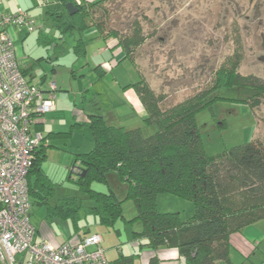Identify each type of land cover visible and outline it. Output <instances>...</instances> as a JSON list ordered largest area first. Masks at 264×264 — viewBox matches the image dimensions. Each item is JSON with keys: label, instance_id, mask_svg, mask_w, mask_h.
I'll return each instance as SVG.
<instances>
[{"label": "trees", "instance_id": "trees-1", "mask_svg": "<svg viewBox=\"0 0 264 264\" xmlns=\"http://www.w3.org/2000/svg\"><path fill=\"white\" fill-rule=\"evenodd\" d=\"M101 1L56 0L45 11L60 34L95 26L100 33L113 37V48L123 51V59L134 64L132 54L144 39L141 29L137 26L131 34L106 31L103 20L94 12ZM68 2L77 7L73 14L66 8ZM37 41L48 45L55 40L39 31ZM74 47L75 53L84 54L81 40ZM228 67L214 73L207 89L167 106L162 105L165 93L155 91L140 76L127 87L135 91L144 109L143 126L126 128L108 123L99 113L90 114L93 147L72 156L71 164L78 162L80 171L75 177L68 175L76 185L71 194L59 192L43 171L45 145L40 146L27 174L30 206L45 205L47 216L69 219L74 231L81 211L84 217L90 215L108 229H114L120 220L138 221L141 228L132 232V238L145 239L140 247H174L182 257L181 264H234L229 258L230 234L264 218V140L251 138L226 146L222 153L207 154L195 114L204 105L209 106L219 88L255 89L248 97L240 95L239 100L247 103L245 100L257 96L264 84ZM65 135L54 134L58 138ZM44 136L47 145L49 136ZM94 182L105 189L93 188ZM161 193L191 200L192 218L181 220L178 212H159L156 197ZM126 200H131L135 209L130 219L123 215L122 203ZM132 257L121 255L112 264H132ZM149 264H157V259L152 258Z\"/></svg>", "mask_w": 264, "mask_h": 264}, {"label": "rangeland", "instance_id": "rangeland-1", "mask_svg": "<svg viewBox=\"0 0 264 264\" xmlns=\"http://www.w3.org/2000/svg\"><path fill=\"white\" fill-rule=\"evenodd\" d=\"M95 9V16L103 20L106 31L119 30L122 34H131L139 26L140 35L144 37L132 54L135 66L129 60L124 61L114 66L102 79L115 91L120 90L115 78L120 83H126L135 82L142 76L155 91L165 93L162 105L167 106L207 89L214 73L226 65L234 67L242 75L254 76L264 84V0H103ZM40 10V19L32 18L31 30L23 26L26 34L24 31L22 34L27 37L24 50L15 46L17 56H22L25 51L32 61L39 57L36 55L44 53L43 46L36 43L38 25L47 32L59 35L51 25L52 18L47 17L44 9ZM95 29V26H89L80 34L76 31L63 33L64 48L57 53V58L49 47L48 54H45L48 58L40 59L41 64L36 66L41 67L40 70L51 71L52 67L62 65L56 74L46 79L57 80V75L60 78L61 83L55 91V105L61 103V112L57 115L61 118L46 115L43 118L42 115L47 124L44 133L72 126L75 100L80 105V91L95 80L92 67L109 59L106 43L97 36ZM80 36L86 43V52L81 56L73 52V44ZM71 69H83L82 78L71 80ZM35 72L38 73V69ZM254 92L255 89L244 86L219 88L209 106L204 105L196 112L200 140L207 154L222 153L226 146L243 144L251 138L264 140V89L254 98H247V103L239 100L241 94L245 98ZM97 111L101 113L103 110ZM142 122L139 118L136 124L126 128L143 126ZM51 123L54 124L52 129ZM88 133L86 126H80L74 128L69 137L50 139V146H46L47 157L42 165L61 193L71 194L76 190V185L68 179V175L75 177L70 172L72 154L87 145ZM92 186L97 190L105 189L95 182ZM156 209L159 212H178L181 220L191 219L194 213L191 200L168 193L158 194ZM122 210L127 219L135 214L131 200L122 203ZM31 211V222L39 218L44 221L47 213L45 205H33ZM83 215L79 221L81 225L86 223ZM60 220L72 231L69 219ZM117 224L120 233L96 224L105 234L106 241L102 244L107 258L112 253L129 254L138 249L129 240L132 231L141 228L140 223L119 221Z\"/></svg>", "mask_w": 264, "mask_h": 264}, {"label": "built area", "instance_id": "built-area-1", "mask_svg": "<svg viewBox=\"0 0 264 264\" xmlns=\"http://www.w3.org/2000/svg\"><path fill=\"white\" fill-rule=\"evenodd\" d=\"M55 2L40 0L39 5ZM18 26L33 28L26 10L0 12V263L109 264L100 234L58 245L35 239L27 174L37 150L47 143L35 125L54 109L57 86L53 79L31 82L22 73L8 32V28ZM79 171L78 162L71 165V173Z\"/></svg>", "mask_w": 264, "mask_h": 264}, {"label": "crops", "instance_id": "crops-1", "mask_svg": "<svg viewBox=\"0 0 264 264\" xmlns=\"http://www.w3.org/2000/svg\"><path fill=\"white\" fill-rule=\"evenodd\" d=\"M40 0H0V12L2 13H13L15 12L18 8H22L27 11L30 19H40V13L44 9V13L49 16L46 13V6L40 7L39 5ZM43 15V14H42ZM33 21V20H32ZM51 25H54V22H52ZM93 26V25H92ZM93 28V27H92ZM57 30V29H56ZM86 31L88 30L85 29ZM96 30V29H95ZM23 27H10L8 28V32L12 38L14 48L16 46L20 47L22 50H24L23 44L25 40L27 41L26 37V32L23 35ZM37 33H36V43L38 45H41L37 41V35L39 31H42L44 34H48L54 37V42H51L48 45H41L43 46V51L44 53H39V56L35 60L29 59L27 55H25V51L23 52L22 56H17V52L15 50V56L16 59L20 65L21 70L25 72V76L30 80L31 82L34 83H44L50 75H54L58 72V69H60L62 65H60L58 68L56 66L51 68V71H47L44 68L40 70L41 67H36L41 64L39 61L42 58H48L45 56V54H48V48L52 47V54H54L55 58H57V53L62 51L64 48V39H63V34H60L56 36V34L47 32L46 30H43V28L38 25L37 26ZM58 31V30H57ZM76 32H79V34L83 31H78L75 30ZM73 32V31H71ZM23 35V36H22ZM97 36H99L101 39H103L106 43V48L109 50V59H105L103 62L98 63L94 67H92V71L94 74H96V77L94 78L95 80L92 82L90 81L89 85L85 86L82 88L80 91V105L77 104V101L75 100V108H73V115H72V123L69 127V129L65 130H56L54 131L52 127L54 126L53 123L50 125V131L44 133L45 127L47 124H45V120H42L38 123L37 129H39L44 135L49 136L48 137V144L44 146L45 148V158L42 160V164L45 161L47 157V152H46V146H50V139L52 138H58L55 137L54 134H66L65 136H70L72 135V130L74 128H80V126H86L88 129V139L87 145L85 147H82V149H79L77 151H74L75 153H81V152H86L90 150L93 147V138H92V133L90 128L88 127V122L90 120V114H96L98 111L97 109L102 108L101 114L106 120L109 122H113L114 124H120L123 126H132L133 124L137 123V120L139 118L142 119L145 116L144 114V109L135 94V91L131 87H127L129 84L133 83L131 82H126V83H120L117 78H115V83L118 85L120 90L115 91L112 89V86L105 85L103 82L104 76L109 73V71L112 70V68L118 64L123 63L124 61H127L128 59H123L124 53L121 51L119 48H113L115 44V40L113 37H108L106 34H102L97 30ZM83 42L84 45V54L86 52V43L84 40H82L81 36L78 38ZM76 40V43L78 41ZM75 43V44H76ZM54 44H62V46H55ZM73 44V45H75ZM75 52V51H73ZM102 52V51H101ZM100 52V53H101ZM81 56V55H79ZM38 60V61H37ZM88 62V61H87ZM27 63L30 65L27 66ZM132 63V62H131ZM133 64V63H132ZM134 65V64H133ZM107 66L110 67L109 70H107ZM35 69H38V73L35 72ZM83 69L77 71L76 69H71V80L76 79V78H82L83 73H81ZM50 72V73H49ZM38 76V77H37ZM51 77V76H50ZM57 80L56 85L58 88V83H61L59 76H56ZM38 79V80H37ZM52 79V78H50ZM38 81V82H37ZM60 88H63L60 86ZM77 104V105H76ZM98 106V107H97ZM91 108V109H90ZM61 112V103L57 102L54 109L51 111H48L44 113L43 118L50 116L52 118L58 117L61 118L57 115ZM53 120V119H52ZM53 122V121H52ZM57 123V122H56ZM55 123V124H56ZM48 127V126H47ZM72 128V129H71ZM64 138V137H63ZM54 146V145H52ZM86 148V149H83ZM86 150V151H84ZM74 154V153H73ZM72 154V156H73ZM73 159V158H72ZM71 159V163H72ZM41 164V167L43 171L45 172L43 165ZM72 165V164H71ZM46 173V172H45ZM48 178L53 182V180L49 177V175L46 173ZM55 184V183H54ZM47 210V209H46ZM31 211V209H30ZM84 213V212H83ZM32 211L30 213L31 217ZM47 214V213H46ZM83 215V214H81ZM87 216L89 219H87ZM83 216L84 220L86 223H83L82 225L80 224V220H82V217L78 220V229L74 231H69V228H67V225L65 223L60 222V218L54 217L51 215H45L44 221H42V218L39 219H34L32 225L35 227V239L37 241H43L46 240L53 245H58L62 242L65 241H70L72 243L78 242L80 239L83 237L91 234V233H97L102 236V242L101 246L104 249V254L108 262L112 264V261L116 259L117 257L121 255H133V260L132 264H149V261L152 258L157 259V264H181V256H179L177 249L174 247H160L157 248L156 250L150 249L147 247H140L142 243L145 242V239L143 238H138V239H133L131 235V241L133 246H137V250H133L129 254L125 253H119L118 255H114L112 253V256L110 258H107L106 256V249L103 246L102 243H105L106 238L105 234H102L100 231L99 227L96 226V224L100 225L99 223L96 222V220L90 216ZM134 216V215H133ZM132 216V217H133ZM126 218V217H125ZM63 219V218H61ZM123 223L126 224H133V222H125L120 220ZM119 221H117L114 225V230L118 233H120V228H118L116 225H118ZM61 226V227H60ZM104 227V226H103ZM106 228V227H105ZM108 229V228H106ZM111 229V228H109ZM113 229V228H112ZM140 229H135L133 231H139ZM84 231L83 233H81ZM132 231V232H133ZM111 244V243H110ZM113 246V245H111ZM119 247L117 246V249ZM113 252V251H112ZM229 258L234 264H264V218L261 220H258L250 225L245 226L243 229H241L238 232H234L230 234L229 236ZM1 264V263H0ZM20 264H23L20 261Z\"/></svg>", "mask_w": 264, "mask_h": 264}, {"label": "water", "instance_id": "water-1", "mask_svg": "<svg viewBox=\"0 0 264 264\" xmlns=\"http://www.w3.org/2000/svg\"><path fill=\"white\" fill-rule=\"evenodd\" d=\"M66 8L70 14H73L77 10V7H75L72 2H68Z\"/></svg>", "mask_w": 264, "mask_h": 264}]
</instances>
